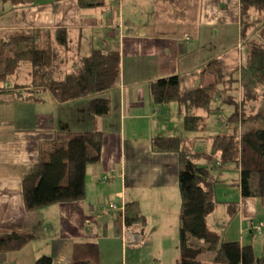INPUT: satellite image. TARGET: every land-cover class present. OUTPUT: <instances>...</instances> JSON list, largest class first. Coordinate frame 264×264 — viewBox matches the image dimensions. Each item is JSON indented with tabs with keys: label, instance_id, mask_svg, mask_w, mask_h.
<instances>
[{
	"label": "crops",
	"instance_id": "obj_1",
	"mask_svg": "<svg viewBox=\"0 0 264 264\" xmlns=\"http://www.w3.org/2000/svg\"><path fill=\"white\" fill-rule=\"evenodd\" d=\"M10 3L0 9V21L14 8L23 10V17L0 23V37L18 29H41L52 36L64 28L70 39L66 50L73 49L75 58L93 51L102 54L108 88L64 102L49 93L41 101L0 102V226L22 224L36 233L23 248L0 252V264H33L42 254L51 255L52 264L80 259L96 264H180L178 154L152 150L151 138L194 134L185 130L178 103L154 102L150 83L177 74L179 90L186 92L211 78L208 63L213 59L221 62L225 76L238 68L246 58L239 36V1L108 0L96 8H81L78 0ZM229 60L238 64L232 66ZM98 97L109 98L112 108L96 119L102 131L101 157L86 167L84 198L28 212L20 188L24 173L41 159L55 131L94 128L89 102ZM170 110L178 114L179 129L186 134L171 132L166 121H157ZM206 143L208 151L198 148L204 159L210 153L208 137ZM235 197L241 203L240 189ZM132 201L147 223L135 224L142 238L129 247L126 230L133 226L125 224V206Z\"/></svg>",
	"mask_w": 264,
	"mask_h": 264
},
{
	"label": "trees",
	"instance_id": "obj_2",
	"mask_svg": "<svg viewBox=\"0 0 264 264\" xmlns=\"http://www.w3.org/2000/svg\"><path fill=\"white\" fill-rule=\"evenodd\" d=\"M20 4L29 0H11ZM172 0H154L165 2ZM239 1V36L248 44L246 58L229 74L204 80L201 86L186 92L179 90L177 74L161 77L150 83L151 97L159 105L175 101L184 114L183 125L193 137L158 134L151 138L152 150L178 154V184L180 189L179 251L180 264H202L200 254L207 249L213 252L212 264H264V234L258 254L251 244L221 238L219 230L210 223L216 204L218 185L230 184L212 168L234 166L240 177L234 179L241 195L257 197L264 203V0ZM108 0H78L81 8L105 6ZM258 26V28H256ZM252 28V29H251ZM41 29H18L0 37V102L41 101L49 93L58 102L96 95L108 88V76L101 69L102 54L93 51L70 61L61 59L69 46L64 28L51 34ZM29 64V79L25 82L9 80L17 73L20 64ZM220 62L211 60L208 66L218 70ZM221 86L219 99L228 104L226 116L216 120L225 132L209 131V115L218 107L212 105L214 92ZM224 94V96L221 95ZM109 98H93L89 110L94 128L84 131H55L51 143L24 173L20 185L28 212L58 202L82 200L86 193V167L100 160L102 131L97 117L111 112ZM198 110V112L196 111ZM208 137L210 156L195 146L197 137ZM215 164V165H213ZM227 202V201H226ZM225 202V203H226ZM227 206L229 220L238 212V200ZM145 226L147 218L136 201L125 206V224ZM251 230H254L253 228ZM36 233L24 225L0 226V252L18 250L27 245ZM194 238L203 240V245ZM33 264H52V256L42 254ZM73 264H96L80 259Z\"/></svg>",
	"mask_w": 264,
	"mask_h": 264
},
{
	"label": "rangeland",
	"instance_id": "obj_3",
	"mask_svg": "<svg viewBox=\"0 0 264 264\" xmlns=\"http://www.w3.org/2000/svg\"><path fill=\"white\" fill-rule=\"evenodd\" d=\"M42 1H46V0H42ZM51 1H53V0H51ZM35 2L36 3L40 2V0H35ZM165 2H168V1H165ZM3 6H5V7L11 6L10 0H7V1L0 0V9ZM16 15L18 16L19 19L22 18L23 17V10H17L16 11V8H14L10 12H8L7 16L3 20H1L0 23L1 24H11L12 22H14ZM256 28H258V26H256ZM42 35L45 36V35H47V33H43ZM247 47H248L247 43L242 45L241 52H242L243 59L246 57ZM68 48H69V46H68ZM72 50L73 49H70V51L66 50L61 55V59L67 60V62L70 58V61L66 64V67L69 66L74 59H77L80 57V56H78L75 58V54H74L75 51L73 52ZM218 62H220V61H218ZM229 63L232 66H234L237 62L235 63V60L234 61L229 60ZM220 64H221V62H220ZM221 68H222L221 65H220V68L218 70L212 68L211 77L212 76L213 77H215V76L221 77V75H223V69H221ZM28 69H29L28 63L20 64L17 73L12 75L11 80H9L10 86H12V84L14 82H24V81L26 82L29 79ZM210 79H212V78H210ZM221 90H222V87L219 86L216 89V91L214 92V97L212 99V105L214 107H218L217 110H214L209 115V122H210L209 131L212 133L227 131L226 128H224V126L222 125V123L217 124L215 122L216 120L223 118L224 116H226L230 112V111H228V109H229V107L227 106L228 104L223 103L219 99V93L221 92ZM221 95L224 96L223 93H221ZM169 103H171L173 105H177V102H175V101H171ZM196 111L198 112V110H196ZM167 113H164V114H161V116H158L159 118L157 119V121L159 123H164V121H166L165 123H167L166 125H168V128L170 129L169 131H171V132H175L176 134H186L185 132H182L179 129L178 114H176L174 111H171V110L167 111ZM181 114H182V119H184V114L182 112V108H181ZM193 134H195V133L191 132V135H193ZM196 143H197V148H199L200 150H204V151L209 150V144L206 143V138L204 136L203 137H197L196 142L194 144L196 145ZM208 159H212L211 162H214L215 156L211 157L210 153H207V155L205 156V160H208ZM213 165H215V164H213ZM236 169L237 168L234 166L218 167L216 165L212 168V173H211L212 175H216V174L221 173L222 176H224L225 178L230 180L229 181L230 184H227L224 186L218 185L215 187L214 198L215 199L221 198L223 201H222V203L216 204V206H215L214 210L212 211L209 218H210V221L212 222V224L214 226H216V228L221 233L222 240H223V238L224 239L229 238V240H239L241 242H250L252 244L254 251L259 254L261 252V248H262V234H264V226H263V230L261 232H259L258 229H257V231L251 230V229H252V227L254 229L255 224L264 225V203L262 201H260V199L257 197H253V196L244 197L241 195L242 201H241V203H240V201L237 203L238 207H239L238 212H237V214L233 215L231 220H229L227 206H228V204L230 205V203H228V202L238 198V197H235V195L236 194L238 195V192H239V188L237 187V185L233 184V183H235L234 182V179H236L235 177L238 176V175H236L237 174ZM179 192H180V189H179ZM240 194H241V192H240ZM224 199H227V200H224ZM180 202H181V197H180ZM135 224L138 225V223L136 222L133 225H130V226H133V228L127 227V230H126L125 241L129 247L136 246L141 241V238H142V231L140 230L139 227H137V228L134 227ZM249 226H251V229ZM129 231H132V233L139 231L141 233L140 240L138 239V236H136L133 243L130 244L129 243V237L131 236V234L130 235L128 234ZM194 240H196L197 242H199L203 245H206L203 240H200L197 238H194ZM213 255L214 254L212 251L207 250V249L203 250L202 253L200 254V257L202 259V264H212Z\"/></svg>",
	"mask_w": 264,
	"mask_h": 264
},
{
	"label": "built area",
	"instance_id": "obj_4",
	"mask_svg": "<svg viewBox=\"0 0 264 264\" xmlns=\"http://www.w3.org/2000/svg\"><path fill=\"white\" fill-rule=\"evenodd\" d=\"M263 226L264 225H262V224H255L254 225V230H256L257 231V229H258V231L259 232H261L262 230H263ZM253 228V227H252ZM138 232V233H137ZM137 232H135V233H132V231H129L128 232V234L130 235L131 234V236L129 237V243L130 244H132L133 243V241H134V239H135V237L136 236H138V239L140 240V238H141V233L139 232V231H137Z\"/></svg>",
	"mask_w": 264,
	"mask_h": 264
}]
</instances>
